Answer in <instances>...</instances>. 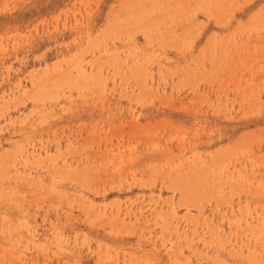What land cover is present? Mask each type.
I'll return each instance as SVG.
<instances>
[{
	"label": "rangeland",
	"instance_id": "rangeland-1",
	"mask_svg": "<svg viewBox=\"0 0 264 264\" xmlns=\"http://www.w3.org/2000/svg\"><path fill=\"white\" fill-rule=\"evenodd\" d=\"M0 264H264V0H0Z\"/></svg>",
	"mask_w": 264,
	"mask_h": 264
}]
</instances>
